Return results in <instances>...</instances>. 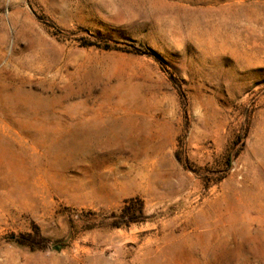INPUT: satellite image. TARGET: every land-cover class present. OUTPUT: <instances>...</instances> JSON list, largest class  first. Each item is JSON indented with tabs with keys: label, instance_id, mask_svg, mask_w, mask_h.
<instances>
[{
	"label": "rangeland",
	"instance_id": "374dc122",
	"mask_svg": "<svg viewBox=\"0 0 264 264\" xmlns=\"http://www.w3.org/2000/svg\"><path fill=\"white\" fill-rule=\"evenodd\" d=\"M0 264H264V0H0Z\"/></svg>",
	"mask_w": 264,
	"mask_h": 264
},
{
	"label": "trees",
	"instance_id": "16d2710c",
	"mask_svg": "<svg viewBox=\"0 0 264 264\" xmlns=\"http://www.w3.org/2000/svg\"><path fill=\"white\" fill-rule=\"evenodd\" d=\"M105 49H109V46H106V48ZM146 55H148V56H150V57H154V59H156L157 60V58L154 56V54L153 53H151V52H148V53H145Z\"/></svg>",
	"mask_w": 264,
	"mask_h": 264
}]
</instances>
